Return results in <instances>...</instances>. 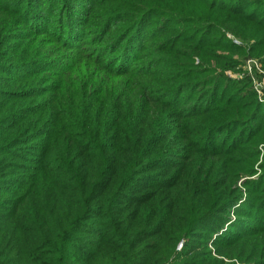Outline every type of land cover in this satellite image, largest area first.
<instances>
[{
  "label": "trees",
  "instance_id": "16d2710c",
  "mask_svg": "<svg viewBox=\"0 0 264 264\" xmlns=\"http://www.w3.org/2000/svg\"><path fill=\"white\" fill-rule=\"evenodd\" d=\"M109 1L0 0V264H264V0Z\"/></svg>",
  "mask_w": 264,
  "mask_h": 264
},
{
  "label": "rangeland",
  "instance_id": "374dc122",
  "mask_svg": "<svg viewBox=\"0 0 264 264\" xmlns=\"http://www.w3.org/2000/svg\"><path fill=\"white\" fill-rule=\"evenodd\" d=\"M111 3L112 6L114 7H117L118 8H122V9H126L127 7H131L130 4H140V6H144V5H147V4H144V3H151L150 0H110L109 1ZM155 1L151 4H154ZM203 4V2H201ZM196 8H199L198 5L195 6ZM163 16L161 15H158V16H153L151 18H148L146 23L153 20L152 22H163V21H169L168 18H164ZM148 26H152V24L148 25ZM189 26H191L190 24H180V25H177L175 28H177V31L173 34L175 36V38L177 40H179L180 38H184L187 34L191 33L189 31ZM85 28V27H84ZM173 30V29H172ZM193 34V33H191ZM224 35L227 39H230L231 42H233L234 44L236 45H241V40L239 38H237L236 36H233L229 30L228 31H224ZM88 39V36L86 35L84 40ZM158 40H155L154 42H157ZM144 42L146 43H150L151 41L148 40V38H144ZM242 46H243V43H242ZM92 50V49H91ZM148 52V49L146 48L145 50V54ZM228 52V51H227ZM228 53H233V57L235 59L238 60V62L236 64L233 65V67L229 68V69H225L223 70V74L224 77L226 79H230L232 81H235L236 82V85H241L242 82L240 81H247L251 90L253 91L252 89V85L254 86L255 85V88H258L260 90V93L259 94H255L257 100H258V96L259 97H262V95L264 96V78L261 74V72H259L258 70L256 71L253 67L251 68V75L252 77L254 78L253 80V84L251 85L252 83V80H251V77L250 75L247 73V71L250 73V68L248 70V66H251V65H255L257 68H259L262 72H264V66L261 64V62L259 61L258 58L256 57H246V58H242L240 55H237V53H234V52H228ZM160 54H162L160 52ZM165 57V55H163ZM194 63H198V59L195 57L194 58ZM255 67V68H256ZM258 150H259V153H258V157H257V160H256V163H255V171L256 173L254 175L251 176V178H255L258 174H260L262 171L257 167L258 163L261 162L263 156V148H264V141L259 143L258 146H257ZM257 165V166H256ZM179 245V244H178Z\"/></svg>",
  "mask_w": 264,
  "mask_h": 264
},
{
  "label": "built area",
  "instance_id": "2783aa9c",
  "mask_svg": "<svg viewBox=\"0 0 264 264\" xmlns=\"http://www.w3.org/2000/svg\"><path fill=\"white\" fill-rule=\"evenodd\" d=\"M254 68L256 71L258 70L259 72H261V74H262V76H263V78H264V72H262L259 68H257L255 65L253 66V65H251V66H248V70H249V68H250V73L247 71V73L250 75V77H251V80H252V83H251V85L253 84V80H254V78L252 77V75H251V68ZM256 67V68H255ZM252 89H253V91L255 92V94H259L260 93V90L258 89V88H255V85L253 86L252 85ZM258 101H260V102H263L264 103V96L262 95V97H259L258 96Z\"/></svg>",
  "mask_w": 264,
  "mask_h": 264
}]
</instances>
